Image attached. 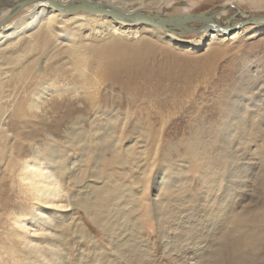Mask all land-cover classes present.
Returning a JSON list of instances; mask_svg holds the SVG:
<instances>
[{
	"label": "rangeland",
	"instance_id": "374dc122",
	"mask_svg": "<svg viewBox=\"0 0 264 264\" xmlns=\"http://www.w3.org/2000/svg\"><path fill=\"white\" fill-rule=\"evenodd\" d=\"M193 1L191 13L231 2L264 15L250 0H120L167 15ZM259 31L187 52L143 34L114 62L80 47L77 64L57 32V43L23 57L17 77L19 65L0 60V252L21 262L36 252L12 239L6 218L34 206L12 180L13 159L30 153L49 163L68 203L38 215L49 227V264H264V76L260 92L244 86L239 106L226 110L231 92L264 72ZM101 39L85 40L110 44ZM40 85L46 93L28 108ZM232 149L243 159L231 160Z\"/></svg>",
	"mask_w": 264,
	"mask_h": 264
},
{
	"label": "bare ground",
	"instance_id": "6f19581e",
	"mask_svg": "<svg viewBox=\"0 0 264 264\" xmlns=\"http://www.w3.org/2000/svg\"><path fill=\"white\" fill-rule=\"evenodd\" d=\"M15 1L16 0H0V18L9 11L11 5ZM57 1L64 4L70 0ZM94 1L108 4L126 13L142 11L134 7L126 8V6H124L120 2V0ZM194 2L195 1L184 6L181 12L176 15H188L193 13L196 14V12H189V8ZM262 4H264V0H250V8H257ZM166 9L167 8L163 6L161 9L153 12H161L166 14ZM246 11H249V13H247ZM201 13L214 14L212 21H215L219 25L226 24L228 22V17L230 16V14L236 13V16L230 22L231 30L228 32H222L217 29H207L200 34L192 33L194 35H197V39L195 40H184L181 39L182 37H180L183 35H175L171 32L164 31L158 27H154L149 24L137 23L124 19H116L97 13L95 14L86 12L64 11L53 7L48 0H39L37 2H33L31 4L26 5L18 14H16L6 24L0 27V60H4L6 63H14L13 65H19V70H17L16 68L12 69L14 75L17 77L18 74L20 75L21 72L26 70V67H24L22 64L23 57L26 54L31 53L30 51L33 48H39V46L46 44L54 45V43H57L56 37H54L57 32L63 34L66 33L64 35H67V37H63L65 38L66 43H64L63 45L66 46V48H68V50L71 52V54H69L70 59H73L74 63L77 64L76 61L80 59V54L82 55V58L84 56V54L80 53L79 51L81 50L80 47H84L85 49H88L90 51L95 49L100 50L101 48V50L106 54V58L108 59L107 61L114 62V60L122 59L119 50L123 47V45L126 46L129 43V41H126L127 39L138 38L143 34H160L162 38L172 44L173 48L178 50H186L187 52L191 49H198L200 47H206L210 44L215 43L225 45L233 44L238 40L250 39L252 37V34L257 31L260 32L259 30L264 31V22L250 23L234 28L235 23H239L242 19L248 18L250 14L256 15L252 12L251 9L242 8L238 6L237 3L228 2L213 11H204ZM197 17L198 16L196 15L194 17L190 16V18H188L187 20L186 25L191 26L193 28H198L200 25H202V23L198 22V25H194V21L195 19H197ZM248 28H251L252 32L246 35ZM76 30L78 31V34H75ZM86 30L89 31L85 33L84 31ZM72 36L75 37L72 38ZM80 36L85 39L90 37H96V40L102 42H104L103 40L105 39L101 38L108 36V39L106 41H108L110 38L111 41L109 45L102 46L103 43H89L85 39L79 40ZM68 50L67 52H69ZM127 58L128 57H126V60ZM129 61H133V59ZM78 63H80V61H78ZM2 65L3 64H0V67ZM253 65L254 64H251L249 67ZM7 72L8 70L5 69L2 73L5 74ZM262 72L263 70L258 71L257 69H255L253 73H255L256 75L251 77L253 79L250 78L251 80H247V82H249L248 85L246 84L247 82L244 81L246 83H242V87L240 86V88L235 89L233 92H231V97H229L231 99L229 105L227 106L228 108H226L229 114L230 112L232 113V110L236 109L239 106V101L245 96L246 93L244 94V91L242 90L244 86H246L248 90L251 91L258 90L260 92L262 90L263 85L261 83L258 84L259 81H262V77L264 76V72L263 74ZM254 79H256L255 82L253 81ZM1 84L2 82L0 80V86H2ZM96 84L97 83L94 82L88 83V85H91L90 87L92 88H95ZM41 85L40 87L42 89H39L38 91L33 93V99L27 102L28 108L35 109L37 107L36 103H34L35 99L41 97L42 93H46L45 89L48 88V86H44V88H46L43 89ZM243 109H246V107L243 106L242 110ZM3 118L4 117L2 115V119ZM235 155H238L237 159L239 161L243 159L241 150L232 149V151H230L229 156L231 157V160L235 159ZM13 162L15 164V168L12 180L14 183H16L18 192L24 194V199L26 198L28 201H34V206L32 207L30 213H25L23 211H10L12 209H10L8 213H6V218L8 219V229L10 230L8 234L12 237V239L13 237H15L16 242H19V244L22 245L21 247L27 248L30 252L32 251V255L33 251L36 252H34L35 255H33V257H29L26 261H24V263L17 259L16 253H14L10 249H7L0 252V264H49V262L52 263L53 258L52 260H49V257L45 256V249L48 247V245H50L48 235L45 234V231L48 230L49 227L44 226V224L42 223L43 221H40L38 215L42 212V218L44 220V218H47L48 215V213L43 210L45 206L58 213L63 211V209L68 206V203L63 200L61 196V187L58 183V180L51 172L50 165L46 160L37 156L36 154L30 155L29 153L28 156H19L18 159H13ZM34 234L36 236H34Z\"/></svg>",
	"mask_w": 264,
	"mask_h": 264
},
{
	"label": "water",
	"instance_id": "95a60500",
	"mask_svg": "<svg viewBox=\"0 0 264 264\" xmlns=\"http://www.w3.org/2000/svg\"><path fill=\"white\" fill-rule=\"evenodd\" d=\"M39 0H16L10 7L9 11L0 18V27L6 24L10 19H12L16 14H18L22 8L26 5ZM50 4L56 9H61L69 12H86V13H97L106 15L108 17L116 19H124L128 21H134L137 23H145L158 27L164 31L171 32L175 35L184 34H200L207 29H217L222 32H228L231 30L230 22L235 18L236 13L230 14L228 17V22L224 25H219L215 21H212L214 14L207 13H196L188 15H166L164 13H156L153 11H136V12H124L120 9L112 7L108 4L102 2H96L94 0H70L64 4L58 2L57 0H48ZM231 6V5H229ZM240 11V10H239ZM242 11V10H241ZM249 13V11H246ZM198 16L195 19L196 22H201L198 28H193L186 25L188 18L190 16ZM194 21V22H195ZM264 15H252L250 14L248 18L242 19L239 23H235L234 28L250 23H263Z\"/></svg>",
	"mask_w": 264,
	"mask_h": 264
}]
</instances>
